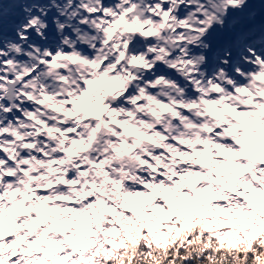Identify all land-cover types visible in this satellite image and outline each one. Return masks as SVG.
Here are the masks:
<instances>
[{"label": "snow or ice", "instance_id": "1", "mask_svg": "<svg viewBox=\"0 0 264 264\" xmlns=\"http://www.w3.org/2000/svg\"><path fill=\"white\" fill-rule=\"evenodd\" d=\"M0 264H264V0H0Z\"/></svg>", "mask_w": 264, "mask_h": 264}]
</instances>
